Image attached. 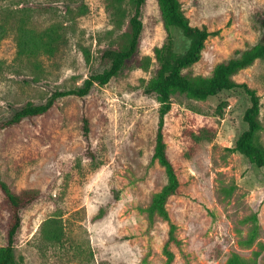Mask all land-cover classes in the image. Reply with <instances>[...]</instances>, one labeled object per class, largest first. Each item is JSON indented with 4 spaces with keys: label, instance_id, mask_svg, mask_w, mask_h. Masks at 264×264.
Returning a JSON list of instances; mask_svg holds the SVG:
<instances>
[{
    "label": "rangeland",
    "instance_id": "1",
    "mask_svg": "<svg viewBox=\"0 0 264 264\" xmlns=\"http://www.w3.org/2000/svg\"><path fill=\"white\" fill-rule=\"evenodd\" d=\"M178 1L192 27L220 30L206 42L193 75L210 77L245 42L258 41L264 0ZM23 9L34 28L56 26L61 39L54 56L35 62L17 58L13 33L0 43V122L105 71L104 51L124 46L134 16L128 1L116 11L107 0H0V21ZM140 18L138 51L108 85L95 86L84 98H59L43 117L0 133L2 179L15 193L38 194L21 212L18 264H168L171 227L172 264H228L233 256L253 262L264 253V169L230 151L247 129L243 115L250 102L241 90L204 101L171 97L164 140L180 196L169 199L168 220L150 214L167 179L152 159L160 105L145 89L155 49L184 54L189 42L164 23L157 0H147ZM236 80L261 97L264 146V60ZM51 220L62 228L59 243L41 233ZM6 223L0 197V248Z\"/></svg>",
    "mask_w": 264,
    "mask_h": 264
},
{
    "label": "trees",
    "instance_id": "2",
    "mask_svg": "<svg viewBox=\"0 0 264 264\" xmlns=\"http://www.w3.org/2000/svg\"><path fill=\"white\" fill-rule=\"evenodd\" d=\"M107 1L111 9L116 11H119L121 5L126 1L134 9V16L129 21L124 46L118 50L109 49L103 53L102 58L108 63V68L102 73L91 75L84 81L81 88L54 93L45 104H26L10 119L0 122V133L18 127L24 121L43 117L56 105L59 98L69 96L84 98L95 86L108 85L123 70L126 63L136 55L143 32L140 15L147 0ZM157 1L164 23L180 31L189 42V47L184 54L176 53L172 47L155 49L153 76L145 89V93L160 105L152 159L164 170L167 179L164 187L153 199L150 214H157L168 220L166 205L170 198L180 196V183L168 157L164 140L165 116L171 110L170 100L174 94L185 95L196 101H204L223 91L241 90L250 102V107L243 115V122L247 129L239 136L230 151L242 155L255 168L264 169V146L259 138L263 130L260 116L261 97L247 84L236 80L240 72L252 68L258 61L264 60V21H260L255 26L260 32L255 44L245 42L243 47L235 50L230 57L220 61L210 77L195 76L191 73L192 66L200 60L206 42L218 37L220 30H209L205 26L192 27L182 12L178 0ZM9 33H13L15 36L17 58H25L33 62L42 56H54L61 39L60 30L56 26H50L43 30L34 28L31 16L26 9H23L20 15L12 17L11 20L0 21V43ZM82 122L83 135L88 137L89 123L86 117H83ZM0 197L7 215L5 244L0 248V264H18L14 250L16 236L22 223L21 212L38 200V194L35 191L15 193L0 175ZM251 219L257 221L256 215H253ZM41 233L48 242L59 243L63 239L62 228L56 221H47L42 226ZM174 241L171 227L165 246L168 264H172L174 260V255L168 250V246ZM228 264H264V253H257L253 262L233 256Z\"/></svg>",
    "mask_w": 264,
    "mask_h": 264
}]
</instances>
